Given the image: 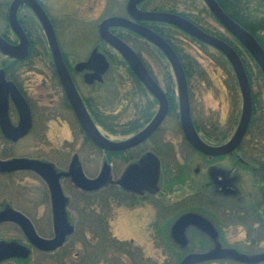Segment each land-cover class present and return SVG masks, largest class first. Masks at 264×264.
I'll return each instance as SVG.
<instances>
[{"label": "rangeland", "instance_id": "obj_1", "mask_svg": "<svg viewBox=\"0 0 264 264\" xmlns=\"http://www.w3.org/2000/svg\"><path fill=\"white\" fill-rule=\"evenodd\" d=\"M10 1L0 0L1 3L8 2L5 7L6 15ZM39 1L52 21L60 48L70 64L86 58L95 46L106 48L101 43L98 33V25L104 18L113 15L127 16L126 4L128 0ZM193 1L199 9L203 7L201 0ZM185 3L186 0H149L144 8L184 11ZM18 15L26 21L32 36L37 41L32 52L39 56L32 55L31 58L33 61L43 64L48 59L49 48L40 24L29 8H20ZM121 33L122 35L126 34L125 32ZM125 38L130 41L128 35H125ZM186 41L187 43L182 42L181 44L194 58L193 66L190 69L192 71L194 68L196 69L193 71L194 74L189 73V87L191 112L198 127L197 133L202 138L212 141L224 137L228 140L238 125L242 111V99L235 75L233 78L231 77L233 72L230 65H228L230 68L224 67V64L220 63L224 59L220 60V56L215 50L206 48L205 53L197 52L195 48L198 49V47L190 40ZM130 42H133L137 49L142 50V44L132 41V39ZM189 42L192 46L188 44ZM111 53L114 60L111 61L109 69L111 71L107 73L104 84L97 85L87 91L92 105L101 113L103 124L105 123L106 126L97 123L99 132L111 141H121L135 134L138 126L142 127L145 118L147 116L151 118L158 106L137 84L133 73L121 61L120 56L112 50ZM142 55L145 56L148 63L150 62L152 74L166 88L168 79L166 74L169 73L172 79L174 78L166 59L150 46L146 49V53L142 52ZM197 73L201 75L198 76ZM22 74L23 77H28L25 85L32 90V96L38 101L37 105H51L50 100L45 99L46 93L41 91V76L38 72L26 71ZM249 80L255 106L253 116L256 121L254 120L255 122L249 128L246 142L253 139L264 142V81L254 70H252ZM172 83L175 86L174 80ZM52 101L55 102L56 97L53 96ZM73 122L70 113H63L60 115L59 121L50 123L48 136L57 139L58 144L53 146H58L63 150V156H60L57 161L61 168L56 169L51 165L50 168L55 173L63 172L64 177L70 176L68 175L70 169L66 171V168L71 157L72 164L82 163L85 176L83 174L81 176L101 179L102 171L106 167L101 151H97L87 143V146L83 145L82 151L84 152L80 157L72 158V155L78 153L84 143L80 135L76 141L77 145L71 151L72 146L64 141L66 138H72L70 132L72 129L74 131ZM130 122L134 123L129 124ZM74 132L77 136V129ZM141 148L155 149L162 165V179H159L161 181L156 183V187L172 188L171 192H161L160 200L149 196L132 200L130 197L125 198L123 194H119V191L114 187L107 192L85 196L68 181H65L57 191L58 195L63 196V205L68 221L67 230L69 229V232L65 236L64 246L50 253L32 249L18 224L2 223L0 224V241H15L32 250L25 259H12L1 264H181L178 262L181 258H185V251L182 249L184 247L178 246L176 243L175 245L171 241L169 236L171 223L183 212L193 209L203 212L201 209L206 208L210 202L209 196L206 194L213 193V188L208 186L210 181L206 170L211 166V163L196 154L186 144L179 124L177 104L164 121L159 132L144 143ZM89 151H92L94 156L89 157ZM137 152L139 153V150L115 155L112 160L113 173L112 175L109 173V178L103 182V185L117 180L124 171V167L133 162L127 158L136 156ZM9 155L40 157L43 155V151L26 140L14 146L3 145L0 147V157ZM229 161L230 159L227 157L213 160L214 165L224 169H229ZM80 168H76L77 171L80 172ZM106 168L108 171L110 170L109 166ZM195 168H199L197 174L194 173ZM239 176L238 186L244 197L249 191H257L262 196L264 170H261V174L259 172H244L243 176L240 174ZM257 185L263 186V188L259 189ZM201 190L204 192H200ZM205 191L206 194H204ZM56 199L60 200L58 197ZM44 201L43 182L34 174L19 173L13 177H0V203H12L15 208L26 211V213L30 212L38 220L42 218L43 222L36 223L35 228L40 236L48 239L55 233L54 219L51 220V217L54 218V211H49V208L43 204ZM161 202L173 206L180 204V206L164 210ZM28 204L31 206L30 209L27 207ZM2 208H0V212L3 211ZM211 216L218 226L231 222H227L222 215H218L217 210H212ZM224 229V246L240 247L239 250L242 252L250 250L241 237L234 236L233 226L228 224L224 226ZM188 237L194 243V249H192L194 251L209 245V243H205V238L199 233L189 231ZM261 244L264 245V242ZM209 249L214 250L211 247ZM190 262V264H237L232 261H214V259L207 263H204L205 261Z\"/></svg>", "mask_w": 264, "mask_h": 264}, {"label": "flooded vegetation", "instance_id": "obj_2", "mask_svg": "<svg viewBox=\"0 0 264 264\" xmlns=\"http://www.w3.org/2000/svg\"><path fill=\"white\" fill-rule=\"evenodd\" d=\"M148 1L149 0H144L142 3L139 4L138 8L141 10H153V9L144 8V5L146 3H148ZM201 1L203 3V7H200V9L197 6V4H195V2L193 0H186L185 10L184 11H178V10L174 9V12H175V14H178V15L182 16L183 18H185L186 20L190 21L192 24H194L196 27H198L199 29H201L205 33H207V34L223 41L227 45H229L235 51V53L238 55L239 59L241 60L243 68L245 70V73L247 75L249 82H250L249 77L252 75V70L257 72L259 74V76L264 81V72H263L262 68L260 67L259 63L255 60V58L251 55V53L247 50V48L218 19L215 18V16L209 10V8L205 4V2L203 0H201ZM215 2L218 5V7L221 9V11L229 19H231L235 24L240 26L243 30H245L247 33H249L253 37V39L256 41L258 46L264 52V0H215ZM23 7H26V6H23ZM20 8H22V7H20ZM17 18H18L19 24L21 25V23L19 21L20 17L18 15V12H17ZM125 18L131 19V17L128 14ZM139 23L148 27L153 32H155L159 36H161L162 38H163V36L160 35V29H164L165 31H167V29H171L174 33L173 38H172V42L176 43V45L177 44L179 45L182 42L187 43L186 40L188 39V40H190L191 43L195 44L196 47H198L199 50L197 48H195L197 52L201 51V52L205 53L206 48L215 50L217 52V54H219L220 60L224 59V61L220 62V63L222 65L224 64L223 65L224 67L225 66L229 67L228 65H230L228 59L226 58V56L221 51L211 47L210 45L201 43L199 41L197 42V40H195L190 35H188L187 33H185L184 31H182L181 29H179L176 26L161 23V22H153V21L152 22L151 21L139 22ZM51 24H52V21H51ZM21 27H22V29H23L26 37H27V40H28V54L25 58H22V59H15V58H11L9 56L1 57V59H0V70H2L4 72L5 80L7 82H12L15 85V87L19 90V92L23 96L24 100L28 104L29 111H30V117H31V125H30V127H29V129L25 135H23L22 137H20L16 140H13L9 137L11 135H15L16 132L11 133V134H9V133L6 134L5 132H3L2 128H1V123H0V147H2L3 145L4 146H14V145H17L19 143H22V142L28 140L31 142V144L33 146H38V148L41 151H43V155H41L40 157H35V156L31 157V156H24V155H20V156H10L9 155L6 157H0V161H9V160H13V159H28V160H32V161H36V162H39L41 164H44L45 166H48L49 168H50V165L56 169L61 168V166H59V164H57V161H58L60 156H63V150L59 149L58 146H56V147L53 146L54 144H56V145L58 144V140L54 139V138H50V136H48V133L50 131L49 125L51 122L59 121V117L63 113H70V115L74 121L72 123V128H74V131H75V129H77L78 133L76 136L75 132L72 129V132H70L72 138L71 139L66 138V139H64V141L66 143H69L72 146L71 151L77 145L76 141H78V137L80 135L82 136V141L84 142V143H82V147L79 150V152L73 154L72 158L74 156L80 157V155L84 152V151H82L83 145L87 146V143H88L97 151L102 152L103 160H104V162L108 163V165L110 166V174L112 175L113 166H114L112 160L115 157V155L118 156L121 153H133L135 150H139V153L137 152L138 154L136 153V156H132V157L130 156L127 158V159L132 160L133 162L124 167V171L122 172V174L119 175L117 180L121 179L124 175H126L128 168L130 166H133V165H136L137 167L144 169V171L146 170V172L144 174H140L142 180L146 179L148 171L152 170L151 163L155 162V160H156L158 163V180H157V182H160L161 180L159 181V179H162V172H161L162 171V165H161V160H160L159 156L157 155L155 149H152V148L151 149H142V148L140 149V147L144 143H146L147 141L152 139V137L155 136L159 132L164 121L167 119L169 114L173 111V110H170V106H169L168 112H167L164 120L160 124V126L143 143H141L137 146H134L132 148L122 150V151H116V152H108V151H104V150L96 147L89 140V138L86 136V134L83 132L81 126L79 125V123L76 119V116H75L73 109H72V107H71V105H70V103H69V101L65 95L63 86H62L60 79L58 77V74H57V71L55 68V64H54V60L51 57L50 51L48 52L47 61L43 62V64H39L38 61L37 62L33 61V58H28L29 51H30V44H31L30 41L32 39H30L31 37L30 38L28 37V35H27L26 31L24 30L22 25H21ZM52 27L54 29L53 24H52ZM8 31L10 33V35H9L10 39L9 40L6 39V40L11 44H14V45L17 44L18 40H17L15 34L9 28V26H8ZM110 31L113 34H115L116 36H118L119 38H121L124 42H126L136 52L137 56L139 57V59L141 60V62L145 66V68L147 69L151 78L156 83L159 84V86L162 88L163 92L166 95V91H165L166 88L163 87L161 85V83L156 79V77L152 74V71L150 68V62L148 63V61L145 59V56L142 55L143 51L146 53V49H148L149 46L152 47L153 49H155L158 53H160L164 57V55L161 53V51L153 43H151L150 41H148L144 37L140 36L139 34L133 32L129 29L122 28V27H111ZM121 32H125L126 34L122 35ZM54 33L56 36V40L58 43V47H59L63 62L65 64V67H66L67 72L69 74V77L71 79L72 85H73L74 89L76 90L79 98L81 99L84 107L86 108L87 113L89 114V116L91 118V121L98 128L97 121L95 120L93 114L91 113V109L89 108V106H87V103H92L91 102L92 100H91L90 96L88 95L87 90L93 89L97 85H99V83H102L103 81H105V78H106L105 76L107 75L109 70L105 74L102 75L101 80H99V81L94 80L92 83H87L84 79L85 75L86 74H92L94 72V70H92V69L91 70H87V69L80 70V69H77L76 67L79 63L87 61V59L90 56L93 49L96 48L97 51L99 53H101L106 58V60L109 63V69H110L111 61L114 58L112 53H111V50L114 52H115V50H113L110 46H108L106 43H104L101 40V38H99L101 43L106 46L105 49L101 48L99 45L95 46L86 58L79 60V61L75 62L74 64H70V63H68L66 55L63 53V51L60 48L59 40L57 37V33L55 32V29H54ZM125 35L126 36L128 35V37H129L128 39H130V41L132 39V41L139 42V44H142V48H141L142 50L137 49L134 46L133 42H130L129 40H127L125 38ZM190 42L188 44H190L192 46V44ZM168 44L173 49V51L177 55V58H178L180 64L182 65L184 62L182 55L180 54L181 56L179 57L178 56L179 51L177 54V50L175 51V49L172 47V45L170 43H168ZM121 61H123V60H121ZM123 62L125 63V61H123ZM127 65L128 64H126V66ZM223 66H221V67H223ZM251 66L254 67V69H252ZM26 71L27 72L35 71V72H38V74L41 76L40 77L41 91H42V93H46V95L49 96L48 98H47V96H45V99H49L50 100L49 103L51 105H49V104H46L44 106H42L40 104L37 105L38 101L32 96L33 95L31 93L32 90L29 89L28 86L25 85V83L28 80V77L27 76L23 77L22 72H26ZM231 71L233 72L232 69H231ZM166 75L168 77L166 82H168V81L171 82L174 80V78L172 79V76L169 73ZM133 76L135 77L136 75L133 74ZM233 76H234V73L231 75V77L233 78ZM185 77H186V74H185ZM135 79L137 81V84H139L141 86V88L146 91V94L149 95L148 91L145 89L144 84L138 79L137 76L135 77ZM185 79H186V82H188L187 77ZM189 91H190V89L188 86V92ZM189 93H188V96H189V101H190V94ZM53 96L56 97L55 102L52 101ZM166 97H167V95H166ZM152 100L154 102H156V100L154 98H152ZM8 102H9V105L7 108V118H8L10 125L13 128H15L19 125V114H18V111H17L16 107L14 106L13 102L11 101L10 95H8ZM252 106H253V100H252ZM143 114H145V113H143ZM153 115L151 116V118L153 117ZM151 118H149V116H147L145 118L144 125L142 127L139 128V126L137 125L138 129H137V132L135 134H137L139 131H141L146 126V124L151 120ZM251 118H252V116H251ZM191 119H192V122H193V125H194L196 132H198V129H197L198 127H197L195 120L193 119L192 112H191ZM250 122H251V120H250ZM250 122H249L248 127L246 129V132H245L241 142L238 144V146L234 150H232L231 152L223 154V155H219V156H212V155H208V154H204V153H200V152L196 151L188 143V141L186 140V138L184 137V135L182 133L183 138H184L186 144L190 147V149L193 150L200 157L206 159V161L208 160L211 163V166L207 167L206 170H207V175H208V178L210 181L208 186H211L213 188V193H211V194L207 193L206 194V191H205L204 194L209 196L208 199L210 200V202L207 204L208 207L206 206V208H203L204 210L201 209L203 212H197L194 209L183 212L176 219H174L172 221L173 223H171V227L174 224V222L180 216L187 214V213H194V214H198L199 216H201L204 220H206L210 224V226L212 227L216 236H215V238H212L211 234L207 230H202L196 226L189 225L184 231L186 243L184 245H180L174 240L171 233L169 234V232H168V234L170 236L171 241L174 244L176 243L178 246L184 247L182 249H184L185 255L200 253L204 257H208V258L210 257L209 259H205L204 263H207V262L212 261L214 259V261H224V262L225 261H229V262L232 261V262L237 263V264H264V260H259V261L257 260L254 263H246L243 260L234 258V256H237V255H243L245 257L251 255L248 258H252V259H259V258L264 256V245L261 244L262 242H264V234H263L264 233V192L262 193V196H261V195H259V192H257V191H254V192L249 191L248 194L245 195V197H244L242 192H241V189L238 186V182L240 183L239 174L242 176H243L244 172H246V173L259 172V174H261V170H262L261 168H263V167L262 166L260 167V165H264V154L255 153L257 151H262V152L264 151V142H261L258 139L247 140V142H246V135L248 134V131L250 128L249 127ZM132 123H134V122H132ZM135 134H133V135H135ZM233 134H232V136H233ZM231 137L228 140L224 139L225 138L224 137L220 140L217 139L216 141H212L208 138H202L201 136H200V139L202 140L203 143H205L209 147H218V146H221V145H224L225 143H227L231 139ZM129 138H127V139H129ZM127 139H124V140H127ZM124 140H121V141H124ZM128 155H130V154H128ZM149 155L153 156V158L155 160H153V158L150 159ZM88 156L89 157L94 156L92 151L88 152ZM225 157L230 159L229 169H224V168H221V167L214 165L215 162H213V160L223 159ZM252 161L254 163H250ZM71 162L72 161H71V157H70V163L68 162V165L66 168V171L70 169V173H68V175H70V176H68V177H64V175H62L63 172L62 173L61 172L55 173L50 168V170L53 172L54 176L56 177V184H58V186H62L63 182L68 181V183H70L78 191L82 192V194H84L85 196L95 195L96 194L95 191H92V192L84 191L82 188H80L75 183V178L77 177V175L83 174L85 176V172H84L82 163L77 165L75 163L72 164ZM180 164H183V163H180ZM76 168L77 169L80 168L81 173H78ZM198 172H199V168H195L194 173L197 174ZM19 173H32L38 179H41V181L43 182V196H44V200H45L43 202V204L45 205L46 208L48 207L49 211H50L53 208V202H54L51 195H50L51 194V188L50 187L52 184V180H47V179L43 178L40 174H38L36 171L30 170V169L29 170L28 169H12V170L0 169V177H13ZM89 178H96V177H89ZM117 180H115V181H117ZM115 181L113 180L110 183L104 185L102 188H100L99 192L100 193L107 192L108 190H111L112 188L115 187L119 191L120 194L124 195L125 198L130 197L132 200H136L139 198H145L146 196H149L155 200L156 199L160 200L161 199V197H160L161 192L162 193L163 192L169 193V192H171V189H172V188L171 189L163 188L165 191H162L163 189H161V187L157 188L156 184H155V186L153 188H143V189H141L140 192H135L132 190H128L122 186L116 185ZM257 182H258V180H257ZM210 183H211V185H210ZM261 184H262V182H261ZM131 186H133V185H131ZM258 187H259V185H257V188ZM262 188H263V186L259 187V189H262ZM172 192H173V190H172ZM200 192H204V191L201 190ZM30 204H28V206H27L29 209L31 208ZM68 205H69V203H68ZM161 206L163 207L164 210L165 209L168 210V209H171L172 207H175V206L179 207L180 204H176L173 206L172 204H165V203L161 202ZM181 206H183V205H181ZM0 208H2L3 210H14V211H18V212L22 213L23 215H25V217H27L30 220L31 224L34 227H35L36 223L43 222L42 218L38 220L30 212L26 213V211H22L21 209L15 208L12 205V203H6V202L0 203ZM212 210H217L218 215H222L223 218L227 222L231 221L230 223H227L226 225L229 224V226H233L234 231H235L234 236H236L237 238L241 237L243 239V242H246L245 245L250 247V250L242 252L239 250L240 247L224 246L223 245V238L225 239V237H224V232H225L224 226H226V225L218 226L216 221L211 216ZM30 214H31V216H30ZM51 220H52V217H51ZM9 222L14 223V221L12 222L9 220V221H5V222H1L0 224L9 223ZM74 230H75V228H74ZM189 231H192L193 233H199L200 235H202L205 238V243H209V245H206V247H204L203 249H200V250H196V251L192 250V249H194V243L188 237ZM241 238H239V239H241ZM116 241H118V240H116ZM212 244H214V246H212ZM210 247L214 248V250L209 249Z\"/></svg>", "mask_w": 264, "mask_h": 264}, {"label": "water", "instance_id": "obj_3", "mask_svg": "<svg viewBox=\"0 0 264 264\" xmlns=\"http://www.w3.org/2000/svg\"><path fill=\"white\" fill-rule=\"evenodd\" d=\"M142 1L144 0H128L126 4V11L131 19L112 16L102 20L98 27L100 38L121 55V57L128 63L134 74L144 84L146 89L158 103V110L152 120L141 131L127 140H108L97 130L94 123L91 121V118L89 117L76 90L72 85L58 47L52 24L37 0H11L8 7L7 22L10 29L17 37L18 43L15 45L11 44L7 42L2 36H0V52L15 59H22L27 56L28 40L21 25L18 22L17 9L21 6L29 7L44 31L58 77L83 132L96 147L104 151H122L146 141L148 137L157 130L168 112L167 97L157 85V83L151 78L139 57L124 41H122L110 31L111 27L127 28L153 43L169 61L177 84L180 125L183 135L188 143L196 151L212 156H219L231 152L241 142L248 127L252 112L250 87L241 60L229 45L203 32L191 22L179 15L168 12L140 10L138 5ZM203 1L206 3L215 18L218 19L247 48L264 72V52L258 46L253 37L240 26L235 24L231 19H229L218 7L215 0ZM147 21L161 22L176 26L195 39L208 44L215 49H218L230 62L236 75L241 93L242 111L233 136L224 145L218 147H209L203 143L196 134L191 120L187 83L182 66L169 44L157 33L139 23ZM76 68L80 70H94L92 74H86L84 78L87 83H92L94 80H101L102 75L105 74L109 68V63L107 62L106 58L95 48L91 52L87 61L79 63ZM4 76V72L0 70V123L3 132L6 134L16 132L15 135H9V138L16 140L25 135L31 125L30 111L28 104L24 100L19 90L12 82H7ZM8 95H10L11 101L13 102L19 114V125L15 128L10 125L7 118V108L9 105ZM149 157L150 159L153 158L151 155H149ZM153 160L155 159L153 158ZM151 167L152 170L148 171L146 179L142 180L140 174H144L146 170L144 171V169H141L136 165L130 166L126 172V175L115 181V184L135 192H140L143 188H153L158 180V163L156 160L155 162L151 163ZM0 169H30L36 171L43 178L52 180V184L50 183V188L51 196L54 201L52 211H54L53 219L55 228L54 237L52 239L47 240L40 237L36 233L31 222L23 214L14 210L1 211L0 223L10 220L19 224L28 242L39 250L50 251L59 247L64 242L65 236L69 232V229L67 230L68 221L65 207L63 205V196L58 195L57 193L59 186L56 184V177L50 168L44 164L28 159H13L9 161H0ZM78 173L81 172L78 171ZM105 173L107 174L106 177ZM101 176H103L101 179L97 177L96 179L89 180L81 176V174H78L75 178V183L83 190L93 191L100 188L103 185V182L109 178L108 169L106 167L102 171ZM57 197L60 199L59 201L56 199ZM61 201L62 203H60ZM189 225L196 226L202 230H207L211 234L212 238H215L216 236L210 224L201 216L194 213H187L180 216L174 222L171 228V235L178 244L184 245L186 243L184 231ZM29 254L30 249L23 244L17 243L15 241H0V263L9 259H25L29 256ZM209 258L204 257L200 253L189 254L185 256V258L181 261V264H188L190 261L201 262ZM234 258L243 260L246 263H254L257 260H264V256L259 259H252L243 255H237L234 256Z\"/></svg>", "mask_w": 264, "mask_h": 264}, {"label": "trees", "instance_id": "obj_4", "mask_svg": "<svg viewBox=\"0 0 264 264\" xmlns=\"http://www.w3.org/2000/svg\"><path fill=\"white\" fill-rule=\"evenodd\" d=\"M1 1H4V0H1ZM37 1H39V0H37ZM7 3L8 2H6V3H1L0 2V35L3 36L5 39H8L9 40L10 39V37H9L10 33L8 31V24H7V21H6V11H5V7H6ZM39 3H40V1H39ZM153 10L175 13L174 12V9L153 8ZM19 21H20L21 25L23 26L24 30L26 31L28 37L29 38L31 37L30 39H32L30 41L31 44H30V51H29L28 58H31L32 55L39 56V54H33V52H32L34 50V47H35V44H36L37 41H35L34 37L32 36V32H31L29 26L27 25L26 21L23 20V18H19ZM160 35H162L163 38L168 43H170L172 45V47L175 49V51L177 50V54H178V51H179V54H178L179 57L182 55L183 60H184L182 66H183V68L185 70V74H186V77H187V80H188L187 84L189 86V81H190L189 73L194 74L193 71L196 70L195 68H194L193 71L190 69L193 66V63L192 62L194 61V58L191 56V54L188 51L185 50L184 47L181 46L182 44H179V45L177 44L176 45V43L172 42V38H173L174 33H173V31L171 29H167V31H165L164 29H160ZM0 56L5 57V55H3L1 53H0ZM128 70H129V68H128ZM109 71H111V70H109ZM109 71H108V73H109ZM199 75H201V74H198V76ZM104 82L105 81H103L102 83H99V86H102L104 84ZM172 82L173 81L166 82V89H165L166 95H167V97L169 99L170 110H174L175 109V106L177 104V97H176V93H175V86H173V83ZM249 84H250V82H249ZM189 89H190V87H189ZM252 100H253V97H252ZM87 106H89V108L91 109V113L93 114V116H94L95 120L97 121V123L101 124V126H105L104 125L105 123L103 124V120H102V116H101L100 112H98V110H96V108L92 105V103H87ZM254 107L255 106H254V102H253L252 118H251V122H250L249 127L251 126V124L253 122L256 121L255 118H254V116H253L254 115ZM131 123L132 122H130L129 124H131ZM255 153L264 154V151L263 152L262 151H257ZM250 163H254V162L252 161ZM261 166L263 167L261 169L264 170V165H260V167ZM182 260H183V258H181V260L178 263H180Z\"/></svg>", "mask_w": 264, "mask_h": 264}]
</instances>
